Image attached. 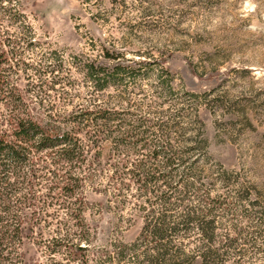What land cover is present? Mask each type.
I'll return each instance as SVG.
<instances>
[{"label": "rangeland", "instance_id": "rangeland-1", "mask_svg": "<svg viewBox=\"0 0 264 264\" xmlns=\"http://www.w3.org/2000/svg\"><path fill=\"white\" fill-rule=\"evenodd\" d=\"M14 1L34 31L32 44L21 42L34 68L19 80L29 95L44 96L33 107L67 115L106 104L123 107L132 113L129 117L176 121L168 138L172 150L205 139L199 157L185 155L196 158L193 176L201 193L209 190L212 197L225 194L230 199L231 211L221 206L214 212L217 264H264V0ZM11 31L17 39L25 37L16 28ZM106 51L122 53V58L111 60ZM90 63L106 67L105 73L116 63L127 70L116 83L98 89L87 74ZM35 69L49 86H36L40 75ZM166 80L171 93L162 87ZM181 127L187 128L184 135ZM198 128L202 131L197 137ZM113 145L104 142L102 169L84 186V216L92 232L90 264H139L154 242L140 235L148 218L167 213L177 220L184 207L201 204L189 194L184 201L174 197V204L166 206L135 183L121 191L110 186ZM138 158H143L142 150L130 155L132 161ZM222 169L230 174L227 184L217 174ZM50 212L64 216L56 207ZM234 224L244 232L236 234ZM54 225L45 226L46 237ZM192 234L193 242L184 239L186 249L198 243L196 232ZM233 237L234 243L228 240ZM122 244L135 248L119 257ZM23 249L31 257L42 252L28 240Z\"/></svg>", "mask_w": 264, "mask_h": 264}, {"label": "trees", "instance_id": "trees-1", "mask_svg": "<svg viewBox=\"0 0 264 264\" xmlns=\"http://www.w3.org/2000/svg\"><path fill=\"white\" fill-rule=\"evenodd\" d=\"M13 28L25 37H14ZM21 42H34L27 16L14 0H0V264H90L92 232L84 216L88 205L84 186L87 178L92 179L93 173L102 169L100 155L106 141L114 144L116 158L109 163L113 167L110 186L121 191L135 183L166 206L174 204V197L184 201L189 194L196 195L201 204L184 207L177 220H171L167 213L148 218L140 235L154 242L139 264H217L220 248L214 245L218 239L214 212L221 206L231 211L230 199L225 194L212 197L209 190L201 193L193 176L196 158L189 160L185 155L191 152L199 157L206 149L205 139L172 150L168 138L176 121L170 124L165 119L154 122L129 117L132 113L123 107L106 104L80 107L67 115L38 112L32 103L41 105L44 96L29 95L19 84L22 74L27 75L33 67ZM105 56L115 61L122 53L106 51ZM35 70L40 75L36 86H49L50 81ZM105 70L88 65L87 74L98 89L116 83L127 67L116 63L114 70ZM162 84L166 93L172 92L169 81ZM201 129L196 130L197 137ZM180 131L184 135L187 128ZM140 150L143 158L132 161L130 155ZM93 151L96 153L91 154ZM206 159L208 163L210 158ZM181 165L187 168L181 170ZM217 174L222 182H229L225 169ZM52 207L62 210L64 216L51 214ZM53 223L52 234L46 237L45 226ZM233 230L244 232L238 224ZM192 232H196L198 243L186 249L184 239L193 242ZM26 240L37 243L42 251L39 257L27 255L23 249ZM228 240L234 243L235 237ZM131 247L120 245L119 257L134 249Z\"/></svg>", "mask_w": 264, "mask_h": 264}]
</instances>
